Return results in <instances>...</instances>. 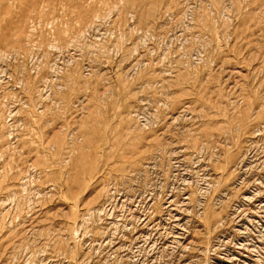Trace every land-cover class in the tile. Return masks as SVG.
I'll list each match as a JSON object with an SVG mask.
<instances>
[{
	"label": "rangeland",
	"instance_id": "1",
	"mask_svg": "<svg viewBox=\"0 0 264 264\" xmlns=\"http://www.w3.org/2000/svg\"><path fill=\"white\" fill-rule=\"evenodd\" d=\"M0 264H264V0H0Z\"/></svg>",
	"mask_w": 264,
	"mask_h": 264
}]
</instances>
